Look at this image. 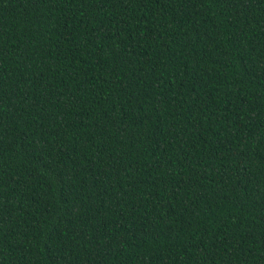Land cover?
Returning <instances> with one entry per match:
<instances>
[{"label":"trees","instance_id":"obj_1","mask_svg":"<svg viewBox=\"0 0 264 264\" xmlns=\"http://www.w3.org/2000/svg\"><path fill=\"white\" fill-rule=\"evenodd\" d=\"M0 264H264V0H0Z\"/></svg>","mask_w":264,"mask_h":264}]
</instances>
